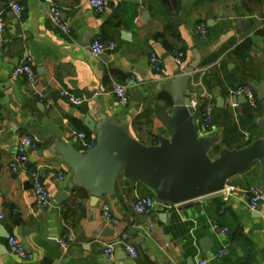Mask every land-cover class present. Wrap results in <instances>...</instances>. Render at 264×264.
<instances>
[{
    "label": "crops",
    "instance_id": "crops-1",
    "mask_svg": "<svg viewBox=\"0 0 264 264\" xmlns=\"http://www.w3.org/2000/svg\"><path fill=\"white\" fill-rule=\"evenodd\" d=\"M88 1L54 0L70 30L65 35L48 19L44 0H0L5 24L0 45V264H196L198 259L208 264H264V210L251 211L243 193L258 182L257 165L230 178L228 191L181 206L159 203L142 217L133 213L132 204L152 196L147 188L118 177L115 197L103 196L91 207L86 191L69 192L67 167L45 145L55 136L83 152L77 135L89 132L83 120L98 105L115 121H128L131 134L143 144L157 143V134L169 137L166 120L172 105L163 113L145 116V111L163 106L157 102L161 87L187 68L194 53L200 64L191 76L189 95L200 110L204 103L214 104L212 131L203 136L220 133L219 146L229 149L263 137L255 123L263 115V104L257 99L258 108L250 109L232 92L246 86L257 97V87L264 86V0H106L101 13ZM11 3L24 7L21 20L10 11ZM241 20L247 26L238 34ZM202 25L206 39L195 33ZM94 41L114 43L116 49L95 57L89 51ZM178 53L184 54L181 67L173 61ZM152 55L161 61L160 73L151 69ZM28 60L37 76L34 85L13 76ZM117 85L127 88V105L112 94ZM134 88L145 98L143 104L133 101ZM63 90L85 102L79 107L69 104L60 96ZM85 92L95 93L93 99ZM218 97L224 101L221 108ZM24 138L36 147L27 150L25 165L13 171L10 165ZM34 172L49 194L46 208L39 207L34 196ZM58 194L63 197L55 203ZM105 207L115 223L103 218ZM136 217L145 223L137 225ZM213 223L226 232L213 230ZM133 230L136 234L129 235ZM11 237L31 260L10 252ZM123 237L138 258L131 259L117 246L113 260L107 261L104 244Z\"/></svg>",
    "mask_w": 264,
    "mask_h": 264
},
{
    "label": "water",
    "instance_id": "water-1",
    "mask_svg": "<svg viewBox=\"0 0 264 264\" xmlns=\"http://www.w3.org/2000/svg\"><path fill=\"white\" fill-rule=\"evenodd\" d=\"M246 26V21H239L237 33ZM199 64L200 56L194 53L187 68L161 87L172 104L167 120L171 134L169 137L157 134V145L138 141L131 134L128 121H115L99 105L94 114L89 113L83 120L95 141L92 149L80 152L51 136L45 145L51 156L67 167L71 175L67 185L69 192L83 189L91 198L90 206L94 207L103 196L115 197V184L120 177L123 182L132 180L147 188L160 204L181 206L223 192L230 178L255 164L259 168L255 185L264 191V136L252 139L244 148L220 147L217 154L211 156L220 145L221 135L200 133L195 114L201 106L193 107L189 95L191 76ZM92 93L85 92L88 100L93 99L95 93ZM132 97L134 102H145L137 88L132 89ZM241 99L246 103L243 96ZM257 99L264 106L263 85L257 87ZM223 103L218 97L217 107H223ZM96 115L100 118H95ZM255 123L264 131V112ZM62 197L58 194L53 201L60 203ZM136 221L137 225L145 223L141 217H136ZM135 234V230L129 233ZM141 241L136 237V242Z\"/></svg>",
    "mask_w": 264,
    "mask_h": 264
},
{
    "label": "built area",
    "instance_id": "built-area-1",
    "mask_svg": "<svg viewBox=\"0 0 264 264\" xmlns=\"http://www.w3.org/2000/svg\"><path fill=\"white\" fill-rule=\"evenodd\" d=\"M44 1L49 6L47 12L48 19L63 34L69 35L70 30L65 24L62 23L60 19V11L58 10L54 0H44ZM88 5L91 7V9L94 12L101 13L105 9L106 0H89ZM9 9L17 20H21L23 18V14H24L23 6L19 5L18 3H11L9 5ZM4 33H5L4 19L0 15V45H2L4 41ZM195 33L199 35L202 39H206L207 37V31L203 25L198 26L195 30ZM115 49L116 46L114 43H102L100 41H94L89 47L90 53L95 57L101 56L102 54L105 53H112L115 51ZM173 61L178 67H181L184 62V54L183 53L176 54L173 58ZM150 65L154 73L161 72V61L156 55H152L150 57ZM13 76L24 78L30 85H34L37 81L35 70L31 67L29 60L27 61V63H24L23 65L15 68L13 71ZM112 94L118 99L121 105L128 104L130 98L127 88L119 85L114 86L112 90ZM232 94L235 96H243L246 99V102L250 109L254 110L257 109L259 106L255 91L252 88L246 86H240L236 88L232 92ZM60 96L63 99H65L69 104L75 107H79L83 105V103L85 102L83 98L77 97L66 90L61 91ZM196 105H200V104L196 102H192L193 107ZM202 106H203V110L200 115V119L197 121V123L199 125L200 133L202 135H206L210 133L213 128L214 104L211 102H207L204 103ZM77 138L81 140V142L83 143V152L88 151L95 146L94 138H88L86 133L83 132L79 133L77 135ZM245 140L248 141L247 136ZM35 147L36 145L31 139L24 138L20 143L19 147L17 148V153L14 162L10 165L11 170L16 171L17 169L23 167L27 162V155H26L27 150L34 149ZM31 184L38 206L41 208L48 207L50 203L49 194L42 185L39 175L36 172L31 174ZM225 191H228V187H226V189L223 192ZM243 193L246 196L248 208L251 211L264 210V191L259 186L250 185L248 188L244 190ZM157 204H159V202L153 196L138 198L132 204V211L137 216H142V217L149 216ZM103 218L112 221L113 223L116 222L111 218V214L106 207L103 210ZM2 219H3V204L0 198V221ZM212 229L218 230L222 233L226 232L225 229L219 228V226L216 223L212 224ZM67 246L68 244L63 242V247L67 248ZM117 246L123 247L131 259L136 260L138 258V252L136 248L131 245H128L125 241V237H123L122 239L114 240L110 243L104 244L103 252L107 261L113 260L114 250L115 247ZM8 247L10 252L16 257H18L20 260L27 261L33 258L32 255L26 252L23 245L16 238L11 237L8 239ZM196 264H208V261L205 259H198Z\"/></svg>",
    "mask_w": 264,
    "mask_h": 264
},
{
    "label": "trees",
    "instance_id": "trees-1",
    "mask_svg": "<svg viewBox=\"0 0 264 264\" xmlns=\"http://www.w3.org/2000/svg\"><path fill=\"white\" fill-rule=\"evenodd\" d=\"M157 102L158 103H162V107L161 106H159V105H154V107L152 106V108L151 107H149L146 111H145V116H148V114H150V113H156V114H158V113H163L166 109H169L170 108V106L172 105L171 104V101H170V98L166 95V94H164V93H161L160 95H159V97L157 98ZM200 115H201V113H202V110H200ZM167 121V120H166ZM86 133V135H87V137L88 138H93L92 137V134L91 133H89V132H85ZM250 142V141H249ZM249 142H247L245 145H243L242 147H239V148H237V149H240V148H244L246 145H248L249 144ZM142 143V142H141ZM145 145H148V144H145ZM149 145H157V143H155V144H149ZM220 147L221 146H218V147H216L215 149H214V151H213V153H212V157L213 156H215L216 154H217V152H218V150L220 149ZM256 165V164H255ZM252 167V166H251ZM250 167V168H251ZM249 168V169H250ZM247 171V170H246ZM256 177L258 178L259 177V173L256 175ZM152 194V193H151ZM153 196V195H152Z\"/></svg>",
    "mask_w": 264,
    "mask_h": 264
}]
</instances>
